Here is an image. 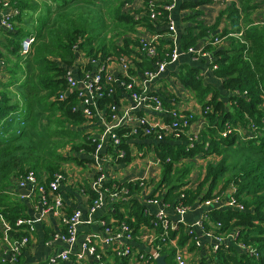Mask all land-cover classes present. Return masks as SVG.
<instances>
[{
    "label": "trees",
    "instance_id": "trees-1",
    "mask_svg": "<svg viewBox=\"0 0 264 264\" xmlns=\"http://www.w3.org/2000/svg\"><path fill=\"white\" fill-rule=\"evenodd\" d=\"M131 1L11 0L19 12L25 9L38 12V19L26 28H18L15 25L17 15L13 17L14 30L2 28L7 38L0 41V60L8 64L6 72L10 74L8 81H0V207L6 219L18 230V237L26 234L24 229L30 224L16 225L19 218H27V204L12 200L13 196L8 192L11 177L15 175L20 179L28 171H34L39 181L47 184L57 172H63L61 166L64 162L82 161L73 153H62L67 144L73 143L71 149L77 153L95 154L101 142L88 133L81 136L82 132L74 129L89 120L75 109L80 99L77 91L70 90L67 79L68 71L76 65L77 52L89 59L84 66L86 71L94 70L93 59L107 63L109 58H117L132 66L133 60L131 63L127 58L133 55L140 59L139 67L146 71L155 70L157 63L170 60L176 49L172 41L158 42L157 39L151 44L156 55L146 57L141 51L140 38L128 36L142 30L153 35L163 33V26L171 21L166 5L173 0H144L142 8L133 13L124 10ZM213 1L184 0L181 8H196ZM256 9L253 0H234L219 13L214 24L197 21L201 11L187 17L196 20V25L181 36V49L188 51L200 40L205 41L202 51L212 54L211 65L228 91V101L223 99L216 86L204 83L195 67H187L179 77L199 102L204 127L193 147L187 134L180 139L169 136L154 145L161 163V178L151 198L158 195L169 209L177 206L191 208L197 202L213 200L232 189L235 203L243 207L207 211L209 219L205 221V230H214L224 237L236 233V245L220 246L213 261H203L202 264H264V24L253 19ZM153 11L160 13L157 18L152 17ZM29 34L34 35L35 41L32 51L24 55L22 40ZM226 39L229 42L219 46ZM218 40L220 44L215 43ZM3 47L14 55L12 64L4 59ZM130 73L134 74L132 68ZM137 90L141 92L140 87ZM120 94L116 89L98 102L100 108L106 109L108 119L111 108L106 105L112 107L118 103ZM174 108L178 107L168 106L170 110ZM17 121L21 126L8 130ZM228 129L231 132L225 136L223 133ZM115 133L121 142L115 145L110 137L108 152L115 155L117 150H125L126 156L120 162L127 165L134 158L133 140L139 135L133 134L131 126L125 125L116 128ZM77 138L81 141L75 143ZM199 155L211 156V159L203 178L191 184L187 181L190 168L182 161ZM112 185V182L106 184L110 188ZM145 186H141L139 180L117 182L115 190L126 188L129 194H124L109 211L117 218L116 225L128 224L136 239L143 228L154 227L156 217L135 196ZM91 191L93 201L96 194ZM164 233L161 225L155 227L154 247L166 256L168 264H177L171 238L178 237L179 246L188 245L193 239L191 249L196 247L195 236L183 223L178 222V228L170 231L171 237L164 236ZM251 250L258 255H251ZM150 255L143 264H158ZM6 264L10 263L7 261Z\"/></svg>",
    "mask_w": 264,
    "mask_h": 264
},
{
    "label": "crops",
    "instance_id": "crops-1",
    "mask_svg": "<svg viewBox=\"0 0 264 264\" xmlns=\"http://www.w3.org/2000/svg\"><path fill=\"white\" fill-rule=\"evenodd\" d=\"M32 2H40L41 0H31ZM163 1V0H161ZM184 0H177L175 7L169 12V17L174 23L175 29L172 30L169 24L163 26L165 29L163 33L159 35L156 34V40L158 42L162 40H170L174 48H177L180 53L179 58L172 63H169L166 69L160 73L155 79L145 81L143 77L144 69H141L138 65L140 59L133 55L132 60V70L134 72V77L140 82H144L143 88L148 92L157 94L160 96L166 104L163 110H157L153 107L137 108L136 110H131L133 102L123 88H118L121 93L118 97L117 102L119 103L120 113L133 115V117L146 116L151 122L156 124L167 123L170 121V114L168 106L178 107L184 110H193L197 118L192 124V130L195 132H200L205 124V119L200 116L201 107L191 90L186 88L180 80L179 74L185 71L187 67H195L199 71V75L203 78L206 85H214L220 91L223 99L228 101V91L223 87V81L218 78L214 69L211 65L209 58L197 53H193L190 50L183 51L181 49V36L185 34L189 27L196 25V20L187 18L189 15L196 13V11H201V15L197 17V21L203 22L204 24H214L217 20L219 13L224 10L229 4L234 0H215L211 3L202 4L196 8H181V3ZM144 0H132L131 3L124 8L127 12H135L136 10L142 8ZM257 4V9L253 12L252 17L257 23L264 24V0H253ZM37 14V15H35ZM21 15V16H20ZM20 16V19L17 18ZM38 19V12H33L30 9H25L20 11L15 18V25L18 28H26L32 25ZM228 26H231L230 22L227 21ZM196 30V29H195ZM18 30H16L17 32ZM145 33L152 34L146 30H142ZM197 32V31H196ZM7 34L2 29L0 25V41L6 40ZM137 34H130L128 36H136ZM153 35V34H152ZM204 40H200L195 49H201L204 45ZM229 41H223L222 46ZM122 43V40H119ZM10 47V46H9ZM8 49L3 47L4 59L8 62L9 56L7 54ZM11 53V51H9ZM88 58L83 53L77 54L76 62L78 64H84ZM0 60V81H8L10 74L6 72V66ZM9 64H12L9 63ZM110 68L115 74L121 71V63L117 60H113L109 64ZM136 115V116H134ZM108 122V117L105 112L102 116H96L92 119L87 120L82 125L74 127L75 130L81 131V136L88 133L98 139L103 143V154H108L107 139L103 137V133ZM18 124L15 128H9L8 130H14L21 126L18 121L13 123V125ZM23 125V124H22ZM169 137V136H166ZM81 141V138H77L74 142L77 143ZM134 145L132 148L134 158L131 163L125 164H113L111 166H104L105 172L109 176V180L117 182L132 181L135 178L142 176H147L145 182V188L136 193V197L145 203L147 197H150L158 182L161 178V167L150 164V158L156 157L154 150V145L156 142L152 139H135L133 140ZM135 144L145 145L143 148H139ZM73 143L67 144V146L62 151L63 154L73 153L75 156L81 158V162L68 160L64 162L61 166V170L65 173V180L61 183L59 188V193L63 198L65 207L59 213L46 212L43 210L42 206L39 204V195L37 193L28 190L29 194H24L21 192L22 188L18 185V179L15 175L11 177L8 192L13 196L12 200H18L22 203L27 204V210L25 211L28 216L27 220L31 224L32 239L29 246L24 250L22 255V261L20 264H49V260L52 256H58L63 250L68 248V245L61 240H53L55 234L62 232L65 228L63 219L73 213L75 210H81L84 214V220L87 219V209L91 202V183L95 175V164L93 161V154L85 153L84 151L76 152L72 148ZM211 156L203 157L201 155L196 157H191L183 161V165L190 168V174L187 178L191 184L201 180L204 176L205 167ZM232 198V189L226 191L220 200L217 201L216 205L219 206L221 210H225L229 207V201ZM148 206V205H147ZM149 210L151 213H156L160 210L159 205H149ZM210 208L204 203L197 202L192 206L186 214L180 218L175 210L172 208L167 210V214L171 221L183 223L186 229L188 226L196 223L203 219V216ZM116 217L109 213L108 208L101 207L92 216L90 221H85L78 226V240L73 245L72 251L70 253V259L66 261H59L55 264H97V259L94 256L87 255L85 259L78 262L76 259V253L80 250L82 243L86 237L92 233H102V220L107 222H116ZM195 231V248L191 249L193 244V239L188 242V245L180 246L187 253V260L189 264H202L203 261L211 263L215 257V240L208 237L205 232L198 228H194ZM138 240V241H137ZM227 245H236L231 237H228L225 241ZM132 245L140 251L145 253H153V246L145 244L139 238H137ZM8 244L0 239V256H4L8 251ZM103 252L105 255L103 257L105 264H143L140 263L138 259L128 258L123 260L117 258L113 255L112 249L110 247L104 246Z\"/></svg>",
    "mask_w": 264,
    "mask_h": 264
},
{
    "label": "built area",
    "instance_id": "built-area-1",
    "mask_svg": "<svg viewBox=\"0 0 264 264\" xmlns=\"http://www.w3.org/2000/svg\"><path fill=\"white\" fill-rule=\"evenodd\" d=\"M177 0H173V3L166 5V10H172L175 7ZM19 11L11 4V0H0V25L9 31L14 30V23L12 21L13 17L18 15ZM157 13V14H156ZM159 12L153 11L152 17L157 18ZM169 27L174 30L175 26L172 21L169 22ZM140 38L142 44L141 51L146 57H154L156 55L155 48L151 45L153 41L156 40V35L145 33L144 31H139L137 35ZM35 37L33 34L25 36L22 40L21 52L24 55H28L32 51L33 43ZM219 43V40L215 42ZM190 51L197 53V55L205 56L209 58L212 62L213 57L209 52H203L201 49L190 48ZM80 51L77 52L79 54ZM180 53L177 48L174 50L170 60L157 63L155 70H146L143 73L145 81L155 79L160 73H162L169 63L175 62L179 58ZM132 57H128L129 61ZM117 60L121 63V71L115 74L110 68L109 64L111 61ZM89 62V59L82 64L76 62L75 67H71L67 73V79L69 82V88L72 91H77L78 97L80 99L78 105L75 109L80 110L83 116L87 119H92L96 116H102V113L107 111L105 108H100L98 102L103 96H110L116 89L123 88L129 94L133 105L131 110H136L137 108L153 107L157 110H163V99L157 94L148 92L143 88L144 82H140L135 79L134 74L130 73L131 66L127 62H122L117 58H109L107 63H102L101 60L93 59L94 70L86 71L84 66ZM82 68V72H81ZM216 68V66H214ZM117 86V88H116ZM138 87L141 88V92H138ZM111 108L110 119L106 123V127L103 133V137L107 140L111 137L114 140L115 145L120 144L121 139L115 133V129L125 125L131 126L132 133L139 135L140 139H152L156 142H160L166 139V136H173L175 139H180L182 135H189V144L191 147L194 146L195 140L199 137V132L192 130V124L194 123L195 112L188 113L186 111L174 108L169 111L170 121L167 123L156 124L151 122L146 116H136L128 114H121L119 103H116ZM202 116V114L200 115ZM194 120V121H193ZM188 128V130H185ZM231 130L224 132L226 136ZM103 143L102 141L98 145L97 153L93 154V161L95 164V175L91 183L92 190L95 192L96 197L90 202L87 209V219L84 220V214L81 210H75L71 215L63 219L65 228L62 232L55 234L53 240H61L68 245V248L63 250L58 256H52L49 260V264H55L57 262L66 261L70 259V253L72 251L73 245L78 240V226L82 222L90 221L92 216L101 207L108 208L110 211L114 208V204L122 199L124 194H129L126 188L121 191L115 190L117 181L109 180L108 174L105 172L104 166H111L113 164H123L120 162L121 158L126 156L125 150H117V154L102 153ZM134 156V155H133ZM184 161V160H183ZM182 161V162H183ZM150 164L161 167L160 160L158 157L150 158ZM64 172H57L49 183H41L34 171H28L23 178L18 179V185L22 188H27L31 192L36 191L39 195V204L42 206L43 210L46 212L59 213L65 207L62 196L59 193V188L61 183L65 180ZM147 176H142L135 178L132 181H140L141 186H145ZM112 182V187H107L106 184ZM220 197L213 200H207L204 202L210 209L219 208L216 205ZM146 205H159L161 208L155 213V220L153 221V228L145 227L142 229L141 234L137 237L145 244L153 246L154 252L151 253L150 257L152 259H157L161 254L154 247V240H156L157 235L155 234V227L161 225L165 229L164 236L171 237L170 231L176 230L178 228V222L171 221L167 210L169 209L167 204H164L158 195L154 198L147 197L145 200ZM229 208L243 209L239 204L235 203V199L232 197L229 201ZM177 215L182 218L190 207L177 206L173 208ZM209 219L207 212L203 216L202 220L188 226L187 230L192 235H196L194 228L198 227L202 229L208 237L215 240V253L218 248L222 245L226 246L225 243L228 237H231L235 242L234 238L236 233H231L230 236L224 237L223 235H217L214 230H205V221ZM30 224L27 219L19 218L16 225ZM102 233H92L86 237L81 245L80 250L76 253V259L81 262L87 257V255L94 256L97 259V264L104 263L103 247L107 246L112 249L113 255L116 257H127L138 259L141 262L148 260V253H143L132 245V242L136 238L130 232L128 224L122 223L121 225H116L114 221L107 222L106 220L101 221ZM32 226L30 224L29 228L24 229L26 234L22 237H18V230H16L13 224L6 219L2 213V208L0 207V239L4 240L8 244V251L3 256H0V264H6L8 261L10 264H19L23 255L24 250L29 246L32 239ZM15 234V235H12ZM171 245L175 248L174 260L177 264H189L187 260L186 251L178 245V237L171 238ZM242 249L245 246L239 245ZM227 247V246H226ZM159 249V247H158ZM251 255H258L254 250L249 251ZM150 260V259H149ZM153 264V263H150Z\"/></svg>",
    "mask_w": 264,
    "mask_h": 264
},
{
    "label": "water",
    "instance_id": "water-1",
    "mask_svg": "<svg viewBox=\"0 0 264 264\" xmlns=\"http://www.w3.org/2000/svg\"><path fill=\"white\" fill-rule=\"evenodd\" d=\"M21 192L24 193V194H29L28 190H26V189H22ZM156 262L158 264H168L167 261H166V256L165 255H160L159 257H157Z\"/></svg>",
    "mask_w": 264,
    "mask_h": 264
},
{
    "label": "rangeland",
    "instance_id": "rangeland-1",
    "mask_svg": "<svg viewBox=\"0 0 264 264\" xmlns=\"http://www.w3.org/2000/svg\"><path fill=\"white\" fill-rule=\"evenodd\" d=\"M35 15H37V14H35ZM6 52H7L8 56H9V60L13 63L15 61L14 60L15 59L14 55L12 53H10L9 50H7ZM5 66H6L5 68H7L8 64L6 63ZM17 126H18V124H15L12 127L15 128Z\"/></svg>",
    "mask_w": 264,
    "mask_h": 264
}]
</instances>
